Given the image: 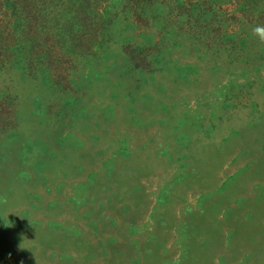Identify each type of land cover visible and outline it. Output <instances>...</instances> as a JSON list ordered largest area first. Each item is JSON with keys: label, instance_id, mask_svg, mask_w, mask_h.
I'll list each match as a JSON object with an SVG mask.
<instances>
[{"label": "rangeland", "instance_id": "rangeland-1", "mask_svg": "<svg viewBox=\"0 0 264 264\" xmlns=\"http://www.w3.org/2000/svg\"><path fill=\"white\" fill-rule=\"evenodd\" d=\"M0 264H264V0H0Z\"/></svg>", "mask_w": 264, "mask_h": 264}]
</instances>
